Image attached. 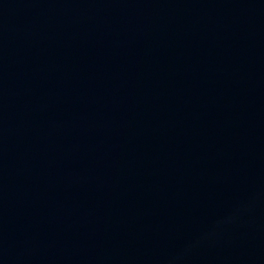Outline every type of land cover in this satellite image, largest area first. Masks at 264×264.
Here are the masks:
<instances>
[{"label": "water", "instance_id": "1", "mask_svg": "<svg viewBox=\"0 0 264 264\" xmlns=\"http://www.w3.org/2000/svg\"><path fill=\"white\" fill-rule=\"evenodd\" d=\"M0 264H264V0H0Z\"/></svg>", "mask_w": 264, "mask_h": 264}]
</instances>
